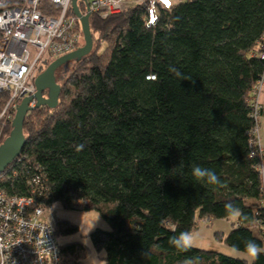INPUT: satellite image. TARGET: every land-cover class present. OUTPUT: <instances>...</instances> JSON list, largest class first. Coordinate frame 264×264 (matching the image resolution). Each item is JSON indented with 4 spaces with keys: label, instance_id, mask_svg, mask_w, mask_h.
<instances>
[{
    "label": "trees",
    "instance_id": "16d2710c",
    "mask_svg": "<svg viewBox=\"0 0 264 264\" xmlns=\"http://www.w3.org/2000/svg\"><path fill=\"white\" fill-rule=\"evenodd\" d=\"M41 9L60 12L48 0ZM90 26L92 51L57 77L56 108L28 112L24 148L0 174L1 188L31 197L33 208L98 211L109 229L89 235L104 264H264V0L171 8L146 0L107 17L93 12ZM11 130L12 120L3 141ZM197 165L218 182L194 177ZM233 215L223 240L243 252L255 241L251 261L169 243L201 220ZM52 225L62 260L84 264L91 248L70 239L80 227Z\"/></svg>",
    "mask_w": 264,
    "mask_h": 264
},
{
    "label": "built area",
    "instance_id": "2783aa9c",
    "mask_svg": "<svg viewBox=\"0 0 264 264\" xmlns=\"http://www.w3.org/2000/svg\"><path fill=\"white\" fill-rule=\"evenodd\" d=\"M44 1L0 0V143L19 101L36 92L35 78L45 65L84 41L73 0H48L59 6L56 16L42 11ZM144 1L89 0L82 12L89 7L91 13L107 17ZM149 1L152 6L165 3ZM263 87L264 76L257 85L259 98ZM3 93L8 98L1 100ZM31 203V197L9 195L0 186V264H68L62 260L54 226L44 219L46 209Z\"/></svg>",
    "mask_w": 264,
    "mask_h": 264
},
{
    "label": "rangeland",
    "instance_id": "374dc122",
    "mask_svg": "<svg viewBox=\"0 0 264 264\" xmlns=\"http://www.w3.org/2000/svg\"><path fill=\"white\" fill-rule=\"evenodd\" d=\"M179 1L180 0H165L164 2L174 5ZM81 45H84V42ZM75 64L76 63L74 62H70L64 71L61 69L57 71L59 82H63L64 79L62 77L65 74L70 73ZM47 65H45L42 70H44ZM258 137L260 145L264 149V117L260 120ZM262 170L264 173V160L262 163ZM44 219L51 224H55V222L59 219H67L74 224H77L80 227V230L77 234L72 235L70 239H82L91 248L84 258V264H104L89 235L90 232L97 227L109 229V224L98 211L67 209L61 204V202H56L46 210ZM235 221L236 215L227 219L214 218L212 220H201L198 228L190 233L193 237L194 246L202 249L217 250L229 255L247 258L251 261L254 256H252L249 252H243L232 248L223 240V238L226 237L228 232L232 229V223Z\"/></svg>",
    "mask_w": 264,
    "mask_h": 264
},
{
    "label": "water",
    "instance_id": "95a60500",
    "mask_svg": "<svg viewBox=\"0 0 264 264\" xmlns=\"http://www.w3.org/2000/svg\"><path fill=\"white\" fill-rule=\"evenodd\" d=\"M83 1L86 2L87 0ZM78 2L79 0H73L72 8L81 22L84 45L51 61L35 78L37 92L22 99L12 121V130L0 145V174L22 153L26 142L24 122L28 112L34 107L49 106L50 108H56L58 106L61 95V84L56 78L57 70L70 61H80L83 57L90 54L94 47V39L90 26L91 10L88 7L87 12L83 13ZM45 91H48V96L44 95ZM34 99L36 102L31 104Z\"/></svg>",
    "mask_w": 264,
    "mask_h": 264
},
{
    "label": "clouds",
    "instance_id": "9594fccd",
    "mask_svg": "<svg viewBox=\"0 0 264 264\" xmlns=\"http://www.w3.org/2000/svg\"><path fill=\"white\" fill-rule=\"evenodd\" d=\"M192 172L194 177L197 179L206 177L210 182H218V177L216 174L209 169L202 168L197 165L193 167ZM225 207L232 208L233 206L228 204ZM169 243L182 250H188L194 246L193 237L188 231L181 232L178 236L171 237ZM246 249L254 257L260 254V247L255 241H248L246 243Z\"/></svg>",
    "mask_w": 264,
    "mask_h": 264
},
{
    "label": "bare ground",
    "instance_id": "6f19581e",
    "mask_svg": "<svg viewBox=\"0 0 264 264\" xmlns=\"http://www.w3.org/2000/svg\"><path fill=\"white\" fill-rule=\"evenodd\" d=\"M36 92H37V87H36ZM36 92H35V93H36ZM45 92H46V91H45ZM45 92H44V95H45V96H48V92H47L46 94H45ZM35 93H34V94H35ZM6 94H8V93H6ZM34 94H33V95H34ZM21 101H22V100H21ZM21 101H19L18 105L21 103ZM35 102H36V100L34 99V100L31 102V104H34ZM17 107H18V106H17ZM16 110H17V108H16ZM16 110H15L13 116H15ZM12 118H14V117H12ZM11 120L13 121V119H11ZM11 120H10V121H11ZM8 136H9V135H8ZM8 136H7V137H8ZM7 137H6V138H7ZM3 138H4V137H3ZM2 143H3V139L1 140L0 145H1Z\"/></svg>",
    "mask_w": 264,
    "mask_h": 264
},
{
    "label": "flooded vegetation",
    "instance_id": "af4514ba",
    "mask_svg": "<svg viewBox=\"0 0 264 264\" xmlns=\"http://www.w3.org/2000/svg\"><path fill=\"white\" fill-rule=\"evenodd\" d=\"M82 1H83V0H82ZM88 1H89V0H87L86 2L83 1V2H84V5H86V4L88 3ZM42 71H43V70H42ZM42 71H41V72H42ZM41 72H40V73H41ZM56 78H57V72H56ZM47 92H48V91H46L45 94H46Z\"/></svg>",
    "mask_w": 264,
    "mask_h": 264
}]
</instances>
